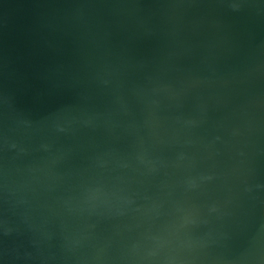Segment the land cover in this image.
Masks as SVG:
<instances>
[{
  "label": "water",
  "instance_id": "obj_1",
  "mask_svg": "<svg viewBox=\"0 0 264 264\" xmlns=\"http://www.w3.org/2000/svg\"><path fill=\"white\" fill-rule=\"evenodd\" d=\"M0 264H264V0H0Z\"/></svg>",
  "mask_w": 264,
  "mask_h": 264
}]
</instances>
